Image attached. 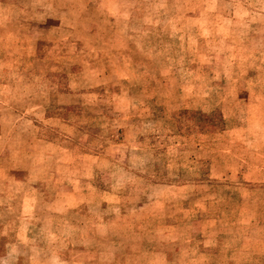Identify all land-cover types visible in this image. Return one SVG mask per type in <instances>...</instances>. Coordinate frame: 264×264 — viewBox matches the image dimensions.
Listing matches in <instances>:
<instances>
[{
  "label": "rangeland",
  "instance_id": "1",
  "mask_svg": "<svg viewBox=\"0 0 264 264\" xmlns=\"http://www.w3.org/2000/svg\"><path fill=\"white\" fill-rule=\"evenodd\" d=\"M0 264H264V0H0Z\"/></svg>",
  "mask_w": 264,
  "mask_h": 264
}]
</instances>
